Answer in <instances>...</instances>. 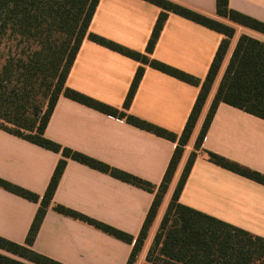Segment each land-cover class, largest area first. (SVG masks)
Segmentation results:
<instances>
[{"label":"crops","instance_id":"obj_1","mask_svg":"<svg viewBox=\"0 0 264 264\" xmlns=\"http://www.w3.org/2000/svg\"><path fill=\"white\" fill-rule=\"evenodd\" d=\"M233 30L176 171L136 264L145 261L150 243L191 152L196 156L179 203L264 239V186L211 163L219 155L264 175V119L219 103L201 147L194 143L214 95L242 37L264 45V34L216 13L215 0H168ZM231 10L264 24V0H228ZM161 10L143 0H99L88 32L144 54ZM224 35L169 13L151 58L202 82ZM247 49L240 48L239 57ZM263 53V52H262ZM135 60L88 39L81 43L65 86L123 110L136 70ZM199 87L144 66L127 113L181 135ZM44 136L62 148L84 154L155 186L162 182L175 142L130 125L60 95ZM61 159L54 153L0 130V179L42 197ZM154 193L67 160L52 203L136 238ZM39 204L0 188V236L23 245ZM31 249L62 264H126L132 245L49 207ZM12 258L15 256L0 250ZM17 259V258H16Z\"/></svg>","mask_w":264,"mask_h":264},{"label":"trees","instance_id":"obj_2","mask_svg":"<svg viewBox=\"0 0 264 264\" xmlns=\"http://www.w3.org/2000/svg\"><path fill=\"white\" fill-rule=\"evenodd\" d=\"M143 1L155 5L161 12L151 32L145 53L141 54L88 32L99 0H0V48L6 49V54L0 61V130L61 155L42 197L0 179V188L39 204L23 245L0 236V250L17 258L0 253V264H62L31 249L49 207L60 215L88 224L117 240L132 245L126 264H136L181 159L184 146L189 140L215 79L228 39L233 34L230 27L168 0ZM215 7L218 16L264 34L263 23L231 10L228 0H215ZM169 13L225 36L202 82L151 58ZM85 38L140 64L124 101L123 110L110 107L65 86L77 51ZM242 46L247 51L245 55L239 57ZM144 66L199 87V93L178 140L175 134L127 113L143 76ZM60 95L106 115L124 119L130 125L156 136L173 142L177 140V146L157 191L155 192V186L147 181L79 152L62 148L47 139L44 132ZM41 98L46 100L44 110L40 103ZM219 103H225L264 119V45L245 37L239 40L194 143L195 151L200 149ZM205 153L211 163L264 186L263 174L211 152ZM195 156L196 153L193 151L187 159L142 264H264L263 238L179 203L181 189ZM67 160L75 161L155 194L136 238L52 203Z\"/></svg>","mask_w":264,"mask_h":264},{"label":"rangeland","instance_id":"obj_3","mask_svg":"<svg viewBox=\"0 0 264 264\" xmlns=\"http://www.w3.org/2000/svg\"><path fill=\"white\" fill-rule=\"evenodd\" d=\"M5 54H6V49H3V48L1 47V48H0V61H1V59H2V56H4ZM40 103H41V106H42V110H44V109H45V105H44V103H46V100L41 98ZM156 231H157V230H156ZM155 234H156V232H155ZM154 236H155V235H154ZM153 239H154V237H153ZM152 242H153V240H152ZM152 242L150 243V246H151ZM149 248H150V247H149Z\"/></svg>","mask_w":264,"mask_h":264}]
</instances>
